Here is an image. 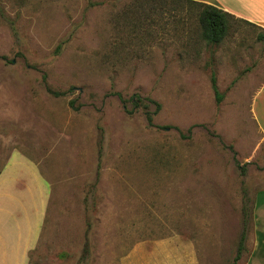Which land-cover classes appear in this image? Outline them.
Segmentation results:
<instances>
[{"label":"rangeland","instance_id":"374dc122","mask_svg":"<svg viewBox=\"0 0 264 264\" xmlns=\"http://www.w3.org/2000/svg\"><path fill=\"white\" fill-rule=\"evenodd\" d=\"M1 5L0 171L18 152L50 187L28 264H231L244 204L236 264H264V29L207 44L175 0Z\"/></svg>","mask_w":264,"mask_h":264},{"label":"crops","instance_id":"0c3cea01","mask_svg":"<svg viewBox=\"0 0 264 264\" xmlns=\"http://www.w3.org/2000/svg\"><path fill=\"white\" fill-rule=\"evenodd\" d=\"M214 5L264 29V0H197ZM253 116L264 133V82L256 92ZM11 154L0 171V264H28L39 241L50 187L37 165L21 153ZM255 206H264L262 203Z\"/></svg>","mask_w":264,"mask_h":264},{"label":"trees","instance_id":"16d2710c","mask_svg":"<svg viewBox=\"0 0 264 264\" xmlns=\"http://www.w3.org/2000/svg\"><path fill=\"white\" fill-rule=\"evenodd\" d=\"M3 1H13L14 3L20 6L23 5L27 0H0V17L6 18L3 15L4 8L1 5ZM175 1H177L179 4L182 2H186L190 7H193L196 10L198 26L200 29V36L207 44H218L227 36L230 25V18H234L233 15H231L226 11H223L219 7L197 0H175ZM95 3H99V2H95ZM210 82H211V88L215 95V100L217 103H219L222 99V93L219 91L217 87L214 71H211ZM118 95L121 98L120 94ZM122 100L124 103L126 102V100L124 99ZM129 101L133 103L134 107H137L139 105L147 107V104L143 103L141 101V97L137 94L132 95L129 98ZM156 106L158 110L159 104H157ZM146 115H147L148 123L149 124L152 123V116L147 111H146ZM248 223H249V207H247V205L244 204L242 209L241 230L236 244V252L232 259L231 264H236L242 252L245 250V240H246Z\"/></svg>","mask_w":264,"mask_h":264}]
</instances>
